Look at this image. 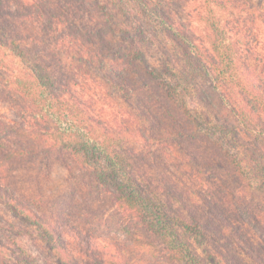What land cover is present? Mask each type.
<instances>
[{"label": "trees", "instance_id": "trees-1", "mask_svg": "<svg viewBox=\"0 0 264 264\" xmlns=\"http://www.w3.org/2000/svg\"><path fill=\"white\" fill-rule=\"evenodd\" d=\"M0 97L21 137L0 198L26 224L0 213V264L124 263L144 234L159 264H264V0H0ZM52 156L114 212L79 226L18 194L13 167Z\"/></svg>", "mask_w": 264, "mask_h": 264}, {"label": "rangeland", "instance_id": "rangeland-1", "mask_svg": "<svg viewBox=\"0 0 264 264\" xmlns=\"http://www.w3.org/2000/svg\"><path fill=\"white\" fill-rule=\"evenodd\" d=\"M193 4H195V2H193ZM180 15L182 17H186L185 15ZM192 19L195 26L204 28L205 22L202 20V17H200V15L199 18L197 16H193ZM0 119L3 121H7L13 126L16 125L17 122H19V118L15 111V108L12 106L9 100L3 97H0ZM10 136V141L5 138L1 139L0 142H2L5 146H9L10 144H14L15 141L21 139V137L18 138L17 134L12 133V135ZM135 145L141 146L142 143L135 142ZM2 151L3 150L0 147V152ZM38 160L30 159L16 164L11 170V173L13 175L12 186L15 188L16 192L26 198H29L32 201L35 200L36 205H39L41 210L47 212H51L50 210H57V212H59L61 209L68 211L74 210L76 212V215L78 214L79 210H81L82 212H90L87 213L88 215H84V219L75 221V223H77L79 226H85L86 224L92 225V222L97 221L99 215L104 214L105 216H107L114 212V207L112 206L111 201L106 195H97L94 190H89L87 188L88 181L85 179L86 176L81 171H79L77 166L78 164L75 165L74 163H72V161H70L74 173L76 174V177L73 176L74 178H71L70 180L68 179V170L63 164H61L60 158L53 156L50 159H47L46 157L41 158V161L43 163H49L48 176H45V173L47 172L46 167L42 165L43 163L39 162ZM68 180L75 181L78 184L79 190L70 193L68 191L70 185ZM84 186H86V189L84 188ZM258 198L260 199L258 195H255L254 199L257 200ZM4 203L5 202L0 198V213H2L3 218L15 223L18 228L24 229L26 227V224L22 223L18 219H14L13 215L7 209V206ZM105 232L112 238L118 239L121 242L127 240L126 237H124L116 230L108 231L106 229ZM4 234L9 235L10 233L4 232ZM21 234L22 236L15 237L18 245H21L22 248L28 251L33 257H37L38 262L41 263V260H44V257L42 255L43 251H40L38 249L36 250V248H34V244H32V238L28 233L22 232ZM140 241H142L141 243L144 244V247H142V249L140 250V247L137 246L135 249H133V252L128 251L127 257L129 259H124V263L119 264H137L136 262L138 261L141 264H159L157 261V248H160L158 239H155L153 236L144 234ZM38 242L40 241L36 240V243ZM9 244L12 248H14L13 243ZM43 249L46 251L45 247ZM5 254L7 256L12 255L11 253ZM14 257L15 255H12V259H14ZM108 263L113 264V261L110 260L108 261Z\"/></svg>", "mask_w": 264, "mask_h": 264}]
</instances>
